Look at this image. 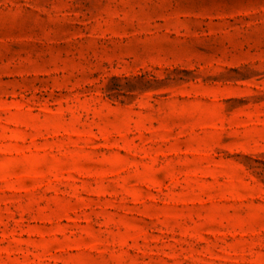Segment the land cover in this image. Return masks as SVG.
Wrapping results in <instances>:
<instances>
[{"label":"rangeland","instance_id":"obj_1","mask_svg":"<svg viewBox=\"0 0 264 264\" xmlns=\"http://www.w3.org/2000/svg\"><path fill=\"white\" fill-rule=\"evenodd\" d=\"M0 264H264V0H0Z\"/></svg>","mask_w":264,"mask_h":264}]
</instances>
